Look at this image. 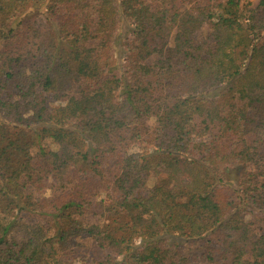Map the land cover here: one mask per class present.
I'll return each mask as SVG.
<instances>
[{
	"label": "trees",
	"instance_id": "1",
	"mask_svg": "<svg viewBox=\"0 0 264 264\" xmlns=\"http://www.w3.org/2000/svg\"><path fill=\"white\" fill-rule=\"evenodd\" d=\"M43 2L0 0V264H75L78 234L106 239L96 264H189L186 244L199 240L209 262L264 264V23L254 10L47 0L39 15ZM121 37L126 77L111 61ZM100 190L128 218L118 228L79 219Z\"/></svg>",
	"mask_w": 264,
	"mask_h": 264
},
{
	"label": "rangeland",
	"instance_id": "2",
	"mask_svg": "<svg viewBox=\"0 0 264 264\" xmlns=\"http://www.w3.org/2000/svg\"><path fill=\"white\" fill-rule=\"evenodd\" d=\"M46 1L47 0H44L43 4L41 5V8L40 6L38 7L39 15L45 12L44 10H45V5L47 3ZM195 1H198V0H191V3ZM217 1H224V0H217ZM242 5L244 9H247V10L253 9L255 12V17L258 18L260 21H262V23H264V0H242ZM27 9L29 10V7ZM33 13H35V15H31L27 19L31 23L33 22L37 23L40 16L36 14V11H33ZM123 25H126V27L124 26L125 29L123 31L130 28V27L128 28V24L122 23L121 25L122 29H123ZM120 32H117V33H120ZM209 32H210V25L205 22L203 23L201 28L196 32V38L201 39L202 37L206 36ZM122 38L123 37L119 39L118 44L117 43L114 44L115 53L111 61H112V69L115 70L118 73V75L126 77L124 69L122 67L123 63H121L120 59H118V53H117L119 50L118 45L123 40ZM120 50H122V48ZM149 123L153 124L154 122L151 120L149 121ZM50 142L51 140L48 139V140L43 141L42 143L49 144ZM49 146L54 147V143L50 144ZM155 179L156 177L155 178H153L152 176L148 177L149 185L154 183ZM231 179L234 180V177H231ZM99 193L100 194L96 198H94V200L97 201V203L94 206H92L90 209H86L85 213L79 216L80 221L88 225L97 224V223L98 224L111 223L113 224L112 226H115L116 228H118L123 222L128 220L127 216L125 215V213H118L117 211L113 209L112 202L109 199L105 198L106 195L103 190H100ZM100 200H103L101 202L103 204V209L102 207L100 208V206H98V202ZM101 209H102V212H101ZM247 215L249 216L251 220L254 221V223H257L258 218L253 217L255 213H252V211L251 212L248 211ZM204 242L205 241L203 240H199V241H193L191 243L186 244L185 251L191 253L189 264H215L213 262L207 261L205 258L201 256V252H200L201 250L199 246L202 245ZM69 244L73 251V255L75 257L74 258L75 264H96L97 261L105 258L107 253L109 252V249L106 246L107 241L103 236L92 237V236H88L87 234H78V235L72 236L69 239Z\"/></svg>",
	"mask_w": 264,
	"mask_h": 264
}]
</instances>
